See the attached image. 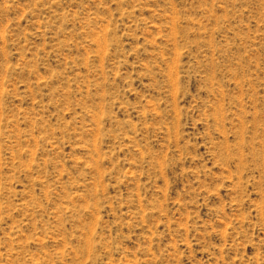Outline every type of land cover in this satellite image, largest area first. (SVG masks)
Returning a JSON list of instances; mask_svg holds the SVG:
<instances>
[{
	"label": "rangeland",
	"instance_id": "1",
	"mask_svg": "<svg viewBox=\"0 0 264 264\" xmlns=\"http://www.w3.org/2000/svg\"><path fill=\"white\" fill-rule=\"evenodd\" d=\"M0 264H264V0H0Z\"/></svg>",
	"mask_w": 264,
	"mask_h": 264
}]
</instances>
